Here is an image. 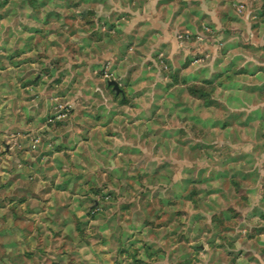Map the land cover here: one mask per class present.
Segmentation results:
<instances>
[{
  "label": "rangeland",
  "instance_id": "1",
  "mask_svg": "<svg viewBox=\"0 0 264 264\" xmlns=\"http://www.w3.org/2000/svg\"><path fill=\"white\" fill-rule=\"evenodd\" d=\"M0 70L9 83L2 91L14 99L19 95L10 107L17 110V101L24 99L28 112L42 114L46 134L50 128L64 133V125L68 129L70 124L73 152L66 158L74 170L80 162L101 164L105 181L112 182L114 176L107 171L120 167L122 183L115 186L121 190L127 229L121 248L113 238L81 232L82 225L96 226L101 216H108L115 197L111 185L102 193L91 181L81 188L82 178H72V192L87 198L82 216L73 214L67 236L76 239L79 255L91 262L104 258L108 264H149L144 258L161 264L172 247L188 255L170 254L167 264H200L191 256L199 250L200 235H218L211 226L223 218L187 220V213L171 214L157 180L161 172L171 175L170 169L160 167L162 126L185 127L190 140L199 136H192L190 126L200 124V149L215 164L202 171V182L183 183L180 190L170 187L167 193L176 197L180 191L182 204L196 194L197 208L215 210L226 203L221 193H250L248 203L236 197L230 201L233 210L225 224L233 231L231 238L241 241L239 251L226 254L236 257L242 252L244 264L253 263V255L264 257V0H0ZM112 81L121 93L109 84ZM206 106H212L216 125L198 118ZM233 118L237 134L229 135L224 125ZM209 127L213 137L204 133ZM221 139L236 140L245 152L237 145L225 153L210 144ZM139 145L151 149V162H144ZM169 149L179 154L171 145ZM183 152L179 156H186ZM150 176V183H144ZM148 187L152 191L145 194ZM130 189L137 192L134 199ZM76 207L70 205L69 212L75 213ZM186 221L196 224L193 238L182 224ZM108 222L103 225L113 223ZM169 224L174 226L160 229ZM179 225L185 229L178 230ZM151 227L160 230L148 232ZM84 235L97 246L82 247ZM148 236L153 239L150 246L145 243ZM205 238L206 243L209 236ZM177 242L182 243L179 249ZM223 255L218 264H235L234 258Z\"/></svg>",
  "mask_w": 264,
  "mask_h": 264
},
{
  "label": "crops",
  "instance_id": "2",
  "mask_svg": "<svg viewBox=\"0 0 264 264\" xmlns=\"http://www.w3.org/2000/svg\"><path fill=\"white\" fill-rule=\"evenodd\" d=\"M2 72L0 70V264H48L47 260L50 257L56 259L55 262L50 264H108L104 258L97 257V260L91 262L88 257H84L82 254L79 255L76 251L78 245V243L76 244V239L67 238L71 231L73 214L82 216V207L83 205L85 206L87 199L76 192L73 193L71 184L73 183L72 178L80 177L82 178L80 184H83L81 188H86L85 184L91 181L96 188H102V193L105 191V185H111L115 197L112 198V209L109 210L108 216H101V224H96V226H94V222L82 225L81 232L90 231L95 233V235L101 234L105 239L113 238L118 247L121 248L124 245L121 236L127 229L122 223L121 190L115 186V184L120 186V183H122L119 165L117 167L114 165L112 171H107V173L112 172L114 176L112 182L105 181L106 170L101 164L95 163L91 166L89 162L86 165L80 162L78 164L79 170H74L72 162L66 158L67 154L73 152L72 128L70 124L68 129H66V124L64 125V133H62L61 129L50 128L48 129L49 133L46 134L43 124L40 123L42 114L35 111L28 112L25 109V105H23L28 102L20 97V101H17L18 103L20 102L17 110L13 106L10 107L9 104L15 103L19 95L16 94L14 99L2 91L3 87L7 89L9 86ZM31 101L37 103L35 99ZM212 110V106H206L203 108V114L201 115L202 108H200L197 116L202 120L215 121L213 124L216 125L218 118H216ZM180 113L182 114V112ZM180 113H176V115L179 116L181 115ZM34 119L37 124H34ZM224 119L226 118L224 117ZM231 120L229 119V122L225 123V131L229 135L235 132L236 135L237 132L234 131V128L238 127L237 122H234L235 118ZM232 122L234 125L230 124ZM184 128L182 126L169 127L167 124L162 126L161 129V141L165 147L162 148L163 155L160 159V167L162 168L161 170L170 169L171 175H165L161 172L157 180L161 183L163 195L168 201V212H172L171 214L187 213V220L196 217H206L209 220L215 215L222 217L223 221L220 225L211 226V230H216V234H219L211 235L208 232L200 235V239L197 242V249L199 250L193 252V254L191 253V256L200 264H218V259L221 258L220 255L224 252L225 256H223L226 259L231 261L234 258L235 264H244L243 262L247 259H244L242 252L236 257L234 255L233 257L231 255L227 256L226 254H233V252L239 251V241L241 240H233L231 238L233 231L225 223L228 221L227 215L230 213L229 211L233 210V204L230 201L234 197L245 201L250 200V193H221V199H225L226 203L219 205L216 210L210 207L197 208L195 204L200 200V197L196 194H191L188 197V202L182 204L179 197L180 191H177L176 197H171L167 193L170 187L179 189L183 183L193 185L195 182H202L200 176L202 171L206 172L208 169L210 171L215 164L214 160L211 157H205L202 154L203 150L200 149L203 142L200 138L202 131L200 124L190 126L191 130L194 131H190L192 136L198 134L195 132H199V136L190 137V140L188 139V131ZM203 130L210 137L215 135L211 127L208 129L203 128ZM58 144L59 147L62 146V149L58 150ZM210 144L216 146L215 148L217 149L220 147L225 153L235 151L234 148L238 145L236 140L232 141L231 139L228 141L221 139ZM169 145L176 149L177 154H179L174 155L172 150L170 154ZM138 148L145 153L144 162L148 161V152L151 149L148 150L146 146L143 148L140 145ZM129 149L135 150L131 146ZM238 149L245 152L240 144ZM118 150L120 151L121 148H118ZM183 151L187 153L186 156H179ZM164 152L167 153L164 154ZM149 162L151 161L149 160ZM88 176H91V179ZM131 177L132 175H129L130 180L133 179ZM151 179V176L147 177L144 183H150ZM145 185L147 186V184ZM115 190H118L119 193H116ZM130 191L131 193L135 191L132 194L134 199L137 192L135 189H130ZM151 191L152 187H148L145 194ZM70 205L78 206L75 213L71 214L69 212ZM261 214L260 216H262ZM110 219L113 221L109 225L110 227L103 225L104 222H108ZM182 224H186L190 228L189 233H192L191 238H193L196 224L187 221ZM172 225L174 226V224L162 225L160 229L167 230L172 228ZM179 226L181 228L177 227L178 230L185 229V226ZM188 227H186V230ZM160 229H152L151 227L148 232ZM105 234L107 235L106 237ZM204 235L209 236L206 243L202 241L207 240ZM59 236H63L62 241H57ZM85 239L83 240L85 244H82V247L90 249L97 246V243L89 240L86 236ZM148 240L146 238L145 243L150 246L153 239L148 236ZM101 242L103 244V241ZM191 245L192 242L187 248H190ZM129 246L135 247L133 245ZM181 246L182 243L177 242L176 248L179 249ZM100 248L103 250V246H100ZM170 248L172 249L170 253V249L167 250L160 260L161 264H167L170 254L176 255L178 258L188 255L186 251L178 254V250L175 251L172 247ZM253 256H255L253 257V263L248 262V259V264H264V257ZM143 257L144 255L139 256L142 259ZM143 262L152 263L147 258H144Z\"/></svg>",
  "mask_w": 264,
  "mask_h": 264
},
{
  "label": "water",
  "instance_id": "3",
  "mask_svg": "<svg viewBox=\"0 0 264 264\" xmlns=\"http://www.w3.org/2000/svg\"><path fill=\"white\" fill-rule=\"evenodd\" d=\"M109 84L112 85V86L114 87V90H115L118 94L121 93V90H120L119 85H118L117 82L112 81V82H110Z\"/></svg>",
  "mask_w": 264,
  "mask_h": 264
},
{
  "label": "built area",
  "instance_id": "4",
  "mask_svg": "<svg viewBox=\"0 0 264 264\" xmlns=\"http://www.w3.org/2000/svg\"><path fill=\"white\" fill-rule=\"evenodd\" d=\"M36 142H38V141H36Z\"/></svg>",
  "mask_w": 264,
  "mask_h": 264
}]
</instances>
